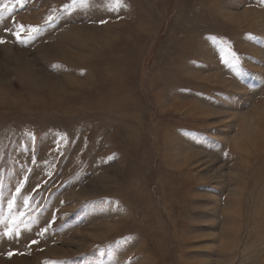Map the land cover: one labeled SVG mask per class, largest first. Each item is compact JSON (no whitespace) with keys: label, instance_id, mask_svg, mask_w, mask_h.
I'll return each instance as SVG.
<instances>
[{"label":"rangeland","instance_id":"374dc122","mask_svg":"<svg viewBox=\"0 0 264 264\" xmlns=\"http://www.w3.org/2000/svg\"><path fill=\"white\" fill-rule=\"evenodd\" d=\"M0 41V264H264V0H0Z\"/></svg>","mask_w":264,"mask_h":264},{"label":"bare ground","instance_id":"6f19581e","mask_svg":"<svg viewBox=\"0 0 264 264\" xmlns=\"http://www.w3.org/2000/svg\"><path fill=\"white\" fill-rule=\"evenodd\" d=\"M85 29V27H76V29H74L72 32L73 33H76V34H80V35H83V31H85L84 30ZM99 36V35H98ZM89 38V37H88ZM100 39V38H99ZM54 47V46H53ZM56 48V51H57V53L58 54H60V55H68V54H71V53H73L72 51H70L68 48H66V47H64V46H62V45H60V43L59 44H57V46L55 47ZM71 49V48H70ZM73 50V49H72ZM72 55V54H71ZM70 59V58H69Z\"/></svg>","mask_w":264,"mask_h":264},{"label":"snow or ice","instance_id":"6c2138e0","mask_svg":"<svg viewBox=\"0 0 264 264\" xmlns=\"http://www.w3.org/2000/svg\"><path fill=\"white\" fill-rule=\"evenodd\" d=\"M0 42H2V41H0ZM34 243H35V241H33Z\"/></svg>","mask_w":264,"mask_h":264}]
</instances>
